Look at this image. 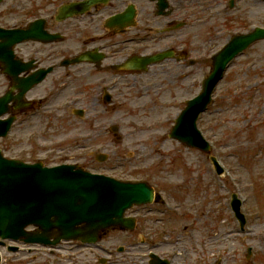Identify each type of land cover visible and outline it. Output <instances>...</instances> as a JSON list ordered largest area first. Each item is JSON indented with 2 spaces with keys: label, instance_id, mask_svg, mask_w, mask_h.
<instances>
[{
  "label": "rangeland",
  "instance_id": "1",
  "mask_svg": "<svg viewBox=\"0 0 264 264\" xmlns=\"http://www.w3.org/2000/svg\"><path fill=\"white\" fill-rule=\"evenodd\" d=\"M204 1L206 6H201ZM235 2L234 8L228 9L227 0L192 1V22L158 46L163 49L173 41L175 45L185 44L196 64L174 60L157 64L148 74H139V91L121 80L120 91L113 92L110 104L103 101L100 90L95 97L85 99L72 94L75 90L71 91L69 75L58 80L49 78L40 90L50 91L52 84H58L50 107L67 118L63 124L32 118L30 126L15 125L1 141L4 153L24 156L27 161L43 160L48 165L76 162L116 178L146 180L165 201L134 209L133 213H139L143 220L138 229L142 227L150 233L147 236L152 244L160 240L153 235L159 227L168 225L169 231H175L157 247L159 251L182 250L185 257L186 247L193 246L200 250L191 253L201 252L209 258L203 264H259L257 258L246 261L248 246H252L255 257L259 254L264 264V41L231 63L215 90L212 104L198 121L213 145L212 154L217 155L226 173L217 172L207 153L169 137L185 101L198 94L203 78L210 72L212 53L230 34L245 32L253 25L264 26V0ZM82 67L74 75L86 80L89 75L92 81L97 78L88 74L86 65V69ZM66 105L84 108L85 117L60 110ZM67 119L69 122L64 124ZM113 124L119 126V141L109 130ZM97 152L107 153V160L98 161ZM233 191L243 199L242 209L247 216L243 232L230 207ZM124 241L119 234L110 233L99 242L95 255L72 242L65 247L70 253L78 248L76 264H87L86 251L97 258L104 253L100 248L108 244L116 247ZM125 255L119 253L118 259ZM129 259V264H141L139 257ZM179 262L184 264L178 254L175 263ZM62 264L75 263L64 260Z\"/></svg>",
  "mask_w": 264,
  "mask_h": 264
},
{
  "label": "flooded vegetation",
  "instance_id": "2",
  "mask_svg": "<svg viewBox=\"0 0 264 264\" xmlns=\"http://www.w3.org/2000/svg\"><path fill=\"white\" fill-rule=\"evenodd\" d=\"M86 1L88 0H0V27L25 28L31 21L42 18L47 36L55 39L48 42L33 40L19 42L15 46L16 55L12 58V62L4 63L0 59V87L3 88L0 90V95L7 90H10L13 96L18 95L21 92L20 79L27 78L39 69L53 67L46 79L58 80L69 75V78H72L70 86L73 91L75 90L72 94L80 95L81 99L82 97L85 99L89 96L95 97L100 90V93L103 92L104 102L109 100L105 95H110L112 102L113 92L120 91L118 85L121 80L128 81L133 85L134 90L139 91V74L142 72H139V68H127L124 64L133 56L162 50L158 45L173 33L169 28L181 22L182 15L184 19L190 20V15L183 11L185 0H167L170 13L166 16L157 13L159 5L156 0H100L89 3L87 8L81 7ZM71 3L84 11L68 10L65 13L63 6ZM121 12L126 14L125 23L119 26L109 25L108 21ZM169 47L174 50L176 56L172 60L191 63V51L181 49L180 46ZM88 50L92 52L88 62L68 68L60 65L65 58L74 57ZM80 65H83L81 69H86V65L88 74L96 75L97 78L94 77L92 81L89 75H87L88 80L84 79V76L74 75ZM98 78L99 81L96 80ZM57 86L58 84L51 85L52 92L58 88ZM40 89L41 85H38L25 93V99L34 100L30 108L21 106L22 99L10 102L11 113L16 115L17 125L29 126L28 118L36 116L43 108L46 99L44 100L43 95L38 97ZM137 95L139 96V93ZM137 220L140 226L141 218ZM110 233H117L125 239L122 246L113 247L112 244H108L107 249L100 248L105 258L100 254L97 258L89 256L86 251L87 264H129L130 257L136 260L139 257L141 262L144 261V247L147 248L152 243L143 239L142 227H139L137 232L109 230L104 236ZM5 243L6 245L0 243V264H62L64 260L75 264L79 262L75 257L78 248L70 253V249L64 247L62 243L55 247L28 244L20 240H10ZM88 248L89 254L95 255L93 247ZM119 253L127 255L118 259ZM186 254L184 264H191L192 259ZM162 256L170 263L172 259L170 253ZM254 258L255 253L252 252L249 258L246 256V261L249 262L251 259L253 261ZM208 260L204 255L203 260L199 262ZM151 261L149 259L148 264H151ZM258 261L259 264H263L260 258ZM170 264H176L175 260Z\"/></svg>",
  "mask_w": 264,
  "mask_h": 264
},
{
  "label": "water",
  "instance_id": "3",
  "mask_svg": "<svg viewBox=\"0 0 264 264\" xmlns=\"http://www.w3.org/2000/svg\"><path fill=\"white\" fill-rule=\"evenodd\" d=\"M27 34L16 37V42ZM264 38V29L234 35L213 56L212 70L204 79L201 92L187 101L172 127L170 137L189 147L210 152L211 145L198 129L197 119L212 101L213 91L230 62L253 42ZM165 54L139 59V68L164 58ZM9 98H0V115L6 111ZM1 123V122H0ZM1 125V124H0ZM10 122L0 126L6 134ZM104 159V158H103ZM218 172L221 167L211 156ZM231 202L241 227L246 219L241 213V200L233 194ZM153 188L146 182H125L101 174L91 173L73 165L45 167L41 162L29 164L7 159L0 151V235L25 237L28 241L54 243L61 239L95 241L100 232L112 226L134 228L135 219L124 217L134 204L152 201ZM37 226L34 232L27 225ZM54 241H51V238Z\"/></svg>",
  "mask_w": 264,
  "mask_h": 264
}]
</instances>
